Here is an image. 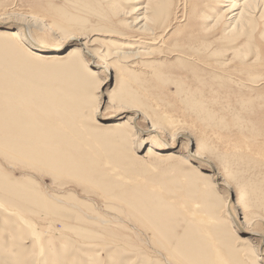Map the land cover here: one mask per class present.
<instances>
[{"label": "rangeland", "instance_id": "rangeland-1", "mask_svg": "<svg viewBox=\"0 0 264 264\" xmlns=\"http://www.w3.org/2000/svg\"><path fill=\"white\" fill-rule=\"evenodd\" d=\"M136 1L0 0L1 16L40 20L31 21L36 44L58 48L68 38L55 53L63 56L45 62L11 51L0 35V264H247V245L262 248L264 9L230 34L231 21L214 25L223 0L153 5L160 35L169 19L170 27L151 47L136 32L142 22L127 25L148 3ZM77 36L108 62L119 50L138 54L108 76L102 60L87 73L91 60L70 53ZM122 107L141 113L142 129L163 128L161 139L140 136L135 157L137 123L123 126L133 114ZM178 129L216 162L215 179L144 157ZM224 177L235 191L230 209L244 216L235 227L218 216L229 188L211 182Z\"/></svg>", "mask_w": 264, "mask_h": 264}, {"label": "bare ground", "instance_id": "bare-ground-1", "mask_svg": "<svg viewBox=\"0 0 264 264\" xmlns=\"http://www.w3.org/2000/svg\"><path fill=\"white\" fill-rule=\"evenodd\" d=\"M140 1H142V0H137L136 2H140ZM223 1L228 2L229 4L225 5L227 7V9L222 13L220 18L217 19V21H215L214 25H217L218 23L222 22L223 20H225L227 22L231 21V23L235 24V27L232 28L230 31L228 30L230 34H231V31L235 32L238 27H243L244 25H248L250 23V20L252 19V16H254V14L256 12L260 13L258 11L261 10L262 8L264 9V0H244L241 3H239L238 0H223ZM147 2L148 3L145 4L146 5L145 7H141V8L139 7L140 10L143 11L142 12V15H143L142 18L139 20H138V18H136L137 20L135 23H128L127 22V25L129 27L134 28L142 22V25L140 26L139 29L136 30V32L141 33L142 35H149L150 41L147 44L151 45V47H152L154 45L159 44L160 42H165L164 36L169 31V27H170L169 24L167 25L166 23H168V21H170V19L165 23V25L167 27H164L165 28V30L163 32L164 34L160 35V32L157 31L156 26L154 27V24L156 25V23H154L155 16L150 15L151 14L150 10H151L153 5H155V6L159 5L158 9H160L161 5H164L165 3L166 4L168 3L167 6H169V2H171V0H147ZM178 2H180V0ZM173 5L174 4H173V0H172L171 6L173 7ZM158 9H157V11H158ZM16 14L6 13L5 15H2V16L0 15V35L2 37H4V39L6 40L5 42L7 43V46L10 48L11 51L18 50L19 53H21L22 57H26V56L30 55V58L33 60L44 59L43 61H45V62L49 58H54V57L61 58L63 56V54L56 55L55 53L60 52L61 49H63V47L66 46L65 44H62V43H65L66 39H68L67 37H65L64 39L61 40L60 45L57 46L58 48L49 47V46H42V45L36 44L32 38V35L34 36V34H33V30H31V23L33 21L35 23H39L40 20H38V19L34 20L33 18H32V20H28V18H25L21 15L19 16V14L16 17ZM155 15H157V14H155ZM2 20H5V21H2ZM13 20H15L14 21L15 25L14 24L9 25V23L6 22V21H13ZM13 28H14V30L12 31ZM21 30H23L25 32V34H21ZM71 39H72V37L69 38V40H71ZM85 39H86V42L83 41ZM88 39H87V36H77V38H74V42L68 43V45H72V47H74V48H77L79 46L77 49H73L72 52H70V53H72L73 58L80 59L83 56V58H85V60L86 59L91 60L90 62H86L87 73L92 72V69L96 68V62L99 60H102V61H104L103 62L104 64L100 67L101 71H99V72H100V74H104L105 76H108L111 74L112 71H115V64H117L116 62H118V63L129 62L130 59L134 58L136 56V54H138L137 52L136 53L122 52V50L121 51L119 50V51H116L114 53L112 52L113 56L109 54L110 56H112V58H114V57H116V58H114L115 60L111 59L113 61L108 62V61L103 60V58L100 57V55H98L99 53L94 54L92 50L88 49V46H89L88 45L89 44ZM140 41L141 40L138 39L136 42L140 43ZM45 48H48L50 50V52L45 53V54L43 53V56H40V54H42V49H45ZM136 48L135 47L133 48V46H132L131 48H128V49H136ZM82 51H83V53H84V51L88 53L87 58H86V55L84 56V54H82ZM113 51H115V50H113ZM104 59H106V58H104ZM107 78H109V77H107ZM118 111L123 112L125 114L127 112H131V114H133V115H131V117L129 119L125 120L126 122L124 121L125 123L123 126L130 124V123H132V124H135V122L137 123L138 119L141 116V113L138 110L130 108V107H127V108L122 107V109H120ZM122 124H123V122H122ZM113 126L114 127H119V126L121 127L120 123H118V120L113 123ZM135 128H136V131L138 132V134L135 137V140L130 143L131 144L130 150L133 153L134 157L136 155H139L138 152L143 147V144H141L142 140L140 138V136L143 133H145V132L150 133L153 136H157V138H160V133H162V129H163L160 126L159 127L158 126H151L148 129H142L141 127L138 126V123L135 126ZM185 137L187 138V141L185 143L187 148L185 147L186 148L185 152L180 153L179 149H177V147L175 148V146H176V144H178L181 141V139H183ZM171 138H172L171 142L165 143L164 148L160 149L163 151L165 150V153H162L160 150H157L159 145H156V144L155 145H149V146H147L148 148L145 149V156L144 157L149 158V157H154V156L156 157V156H160V155L166 156V158L168 160H173V161L177 162V164H180L181 166H186L190 169H193L195 176L199 179H208V181H209L210 179H215L216 173L218 175L220 174L218 172L216 162L209 155L207 156L206 153L200 151L198 149V147H196V145H197V143L195 142L196 139H195V137H193L192 134L190 135L185 130L178 129V130H175V132H173V134L171 135ZM194 146L197 148L196 150L193 149ZM202 162L204 165H206V167H207L206 169L199 166V164H202ZM211 184H212L213 190H215L216 192L220 191L225 186L229 188L228 196L223 197L224 198L223 200L225 201L224 209L219 211L218 216L221 218L225 217V216H229V218H231L230 220H232V222H234V227L239 225L238 222H240L242 220L244 221V216H243L242 212L239 213L235 209H230L232 202L235 201V200H233V198H235V195H234L235 191L230 186V184H228L227 179L224 177L223 179H221V181H213V182H211ZM231 198H232V200H231ZM247 226L249 227L250 225H247ZM255 235H256L255 232L247 233V236L251 237V238L254 237ZM262 236H264V234ZM259 247H260V245H259ZM261 247L262 248H258V250H257V247H255L254 245L248 244L247 248H246V252H245V257H243V260H244L243 262H245L247 264H264L263 263V261H264V256H263L264 255L263 254L264 253V244ZM259 250L262 251V254L260 253Z\"/></svg>", "mask_w": 264, "mask_h": 264}, {"label": "water", "instance_id": "water-1", "mask_svg": "<svg viewBox=\"0 0 264 264\" xmlns=\"http://www.w3.org/2000/svg\"><path fill=\"white\" fill-rule=\"evenodd\" d=\"M163 143H164V141H163ZM165 143H167V142H165ZM165 143H164V144H165Z\"/></svg>", "mask_w": 264, "mask_h": 264}]
</instances>
